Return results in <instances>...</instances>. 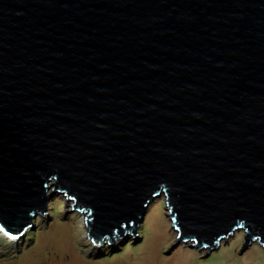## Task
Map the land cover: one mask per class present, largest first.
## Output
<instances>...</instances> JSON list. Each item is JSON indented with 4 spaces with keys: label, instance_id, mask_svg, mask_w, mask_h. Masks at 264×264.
<instances>
[{
    "label": "water",
    "instance_id": "obj_1",
    "mask_svg": "<svg viewBox=\"0 0 264 264\" xmlns=\"http://www.w3.org/2000/svg\"><path fill=\"white\" fill-rule=\"evenodd\" d=\"M64 193L88 235L264 247V0H0V224ZM67 202V203H68Z\"/></svg>",
    "mask_w": 264,
    "mask_h": 264
},
{
    "label": "rangeland",
    "instance_id": "obj_2",
    "mask_svg": "<svg viewBox=\"0 0 264 264\" xmlns=\"http://www.w3.org/2000/svg\"><path fill=\"white\" fill-rule=\"evenodd\" d=\"M67 202L64 193L56 192L49 198L48 212L34 217L19 241L0 238V264H264V247L258 242L252 241L239 252L242 229L221 239L218 247L179 242L166 253L176 241L177 231L168 217L163 193L146 207L140 241L133 243V235L127 233L121 249L111 253L114 240L98 242L90 237L85 211L73 209V200Z\"/></svg>",
    "mask_w": 264,
    "mask_h": 264
},
{
    "label": "clouds",
    "instance_id": "obj_3",
    "mask_svg": "<svg viewBox=\"0 0 264 264\" xmlns=\"http://www.w3.org/2000/svg\"><path fill=\"white\" fill-rule=\"evenodd\" d=\"M47 213V212H46ZM87 215V214H86ZM5 233L6 234H8V236H12V237H14L15 238V236H13L10 232H8L6 229H4L2 226H1V224H0V234H1V236H0V238L1 239H5V238H7V239H10V238H8L7 237V235H5ZM88 233V232H87ZM91 237V236H90ZM18 236L16 237V240H15V242L18 240ZM11 240V239H10ZM5 241V240H4ZM14 241V240H13ZM19 241V240H18Z\"/></svg>",
    "mask_w": 264,
    "mask_h": 264
},
{
    "label": "trees",
    "instance_id": "obj_4",
    "mask_svg": "<svg viewBox=\"0 0 264 264\" xmlns=\"http://www.w3.org/2000/svg\"><path fill=\"white\" fill-rule=\"evenodd\" d=\"M53 208H54L53 203H49V209H50V210H53ZM33 223H34V222H33ZM140 226H141V229H142V228H143V223H141ZM138 233H139L138 236H141V235H142V230H140ZM29 239H30V238H29ZM4 240H5V241H8L7 238H5ZM113 254H115V253H113ZM113 254H112V256H113Z\"/></svg>",
    "mask_w": 264,
    "mask_h": 264
},
{
    "label": "bare ground",
    "instance_id": "obj_5",
    "mask_svg": "<svg viewBox=\"0 0 264 264\" xmlns=\"http://www.w3.org/2000/svg\"><path fill=\"white\" fill-rule=\"evenodd\" d=\"M10 240V239H9ZM11 241H13V240H11Z\"/></svg>",
    "mask_w": 264,
    "mask_h": 264
}]
</instances>
